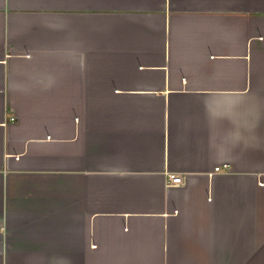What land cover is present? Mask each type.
I'll return each instance as SVG.
<instances>
[{"label":"crops","instance_id":"obj_1","mask_svg":"<svg viewBox=\"0 0 264 264\" xmlns=\"http://www.w3.org/2000/svg\"><path fill=\"white\" fill-rule=\"evenodd\" d=\"M0 264H264V0H0Z\"/></svg>","mask_w":264,"mask_h":264},{"label":"built area","instance_id":"obj_2","mask_svg":"<svg viewBox=\"0 0 264 264\" xmlns=\"http://www.w3.org/2000/svg\"><path fill=\"white\" fill-rule=\"evenodd\" d=\"M227 166L224 165L221 168L216 167L214 173L221 172L223 169L226 170ZM185 183L184 176L181 173H167L165 175V186L169 187H181Z\"/></svg>","mask_w":264,"mask_h":264}]
</instances>
